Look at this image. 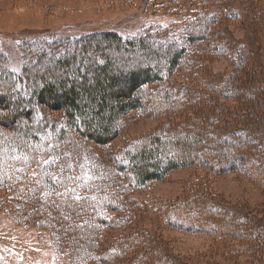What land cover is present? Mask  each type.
Listing matches in <instances>:
<instances>
[{
	"label": "trees",
	"instance_id": "obj_1",
	"mask_svg": "<svg viewBox=\"0 0 264 264\" xmlns=\"http://www.w3.org/2000/svg\"><path fill=\"white\" fill-rule=\"evenodd\" d=\"M143 1L181 19V28L113 26L22 37L15 44L18 56L0 47V210L13 207L14 218L30 232L50 234L57 255L53 264H172L163 253L151 262V244L124 233L146 208L158 209L178 230L230 239L219 247L229 264L244 263L243 250L250 255L247 261L257 260L264 256V234L253 223L239 226L247 217L236 215L235 225L222 219L223 211L208 222L197 215L205 208V192L193 193L196 201L190 198L192 208H185L181 200L151 202L142 191L182 167L216 175L240 172L264 188L262 113L256 109L264 108V62L257 54L264 43V3L252 8L257 19L247 46L237 43L243 48L234 56L243 69L224 78L207 74V62L236 49L219 31L229 21L245 22L233 0H219V9L205 0ZM173 28L177 31L168 36ZM130 115L163 117L168 131L112 145ZM96 147L105 158L94 155ZM84 155L89 174L83 178L74 168ZM12 200L16 203L10 206ZM208 202L205 209H216ZM72 226L89 227L100 238L115 230L114 244L89 250L65 246Z\"/></svg>",
	"mask_w": 264,
	"mask_h": 264
},
{
	"label": "rangeland",
	"instance_id": "obj_2",
	"mask_svg": "<svg viewBox=\"0 0 264 264\" xmlns=\"http://www.w3.org/2000/svg\"><path fill=\"white\" fill-rule=\"evenodd\" d=\"M252 1H254V4H252ZM219 3V0H205V5L210 8L216 7V9H219ZM260 3H264V0H233L232 6L242 9L245 22L242 24L237 20L229 21L227 29H223L224 32L219 31L224 33V36L230 40V43L236 49L231 51V55L226 53L224 56H213L212 59H209L207 74L218 73L223 74L222 77H227L231 71L239 73L243 69L244 64L239 58H236L238 57L236 54H238L239 48H243V44L239 45L237 43L244 42L247 46V41L250 39L248 30H251L249 28L252 20L257 19L254 16L256 11H253L252 8ZM162 12L164 11L154 10L148 5L144 6L143 0H0V47L18 56L15 44L22 37L29 38L48 33L62 34L61 32H64V30L69 33H76L93 28L113 26L123 31L138 29L141 26L149 31L167 25L178 28L180 26L181 28L183 23L181 19L172 14L171 18L170 15ZM152 23H154L153 26ZM256 24L258 25V23ZM261 25L264 28V21L261 22ZM222 26L224 27V25ZM150 27H154V29ZM219 27L220 25L216 27V30ZM175 31L177 30L173 28L166 33H169L168 36H173ZM245 54L249 55V52H245ZM257 54L262 57L261 60L264 62V43L263 50L261 49V53ZM127 55L129 57L130 53H127ZM251 58L253 57L248 56V60H251ZM175 80L180 81L179 79ZM252 85L256 86L253 83ZM248 90L253 91L250 86H248ZM256 109L262 113V116L258 119L262 122L263 127L264 108L258 106ZM187 110L186 112H188ZM171 113L173 114V112ZM176 113L178 114V112ZM177 114H175L177 117L182 115L181 113ZM163 120V117L130 115L122 123L123 127L120 135L112 145H122L124 140L128 141L138 137V135L148 134L150 131L153 132L158 129H161V131L166 129L165 132H167L168 126L165 122H162ZM262 127L260 131L264 135V127ZM93 151L96 157H106V152L98 147ZM82 162L81 166L74 168V172L75 175L82 173L81 177L84 178L89 174L86 155L83 156ZM40 184L42 185V183ZM44 189H46V186ZM197 191L206 193H202L206 202L204 203L205 208L210 204L208 201L211 200L212 204L216 206V209L212 210L202 208L197 213V215H200L198 219L211 222V220H216L215 213L219 215L224 211L222 214L223 220L228 221L229 219L234 224L236 215L247 217L249 221H245V219L240 225L236 222L235 225L245 229L251 227L253 223L256 230L264 234V188L240 172L216 175L206 169L177 168L166 173L162 179L150 183L149 189L142 192L151 199V202L161 200L165 203H173L175 200H181L186 206L185 208H192L189 200L193 198L192 200L196 201L197 198L193 193ZM74 193L69 192V197H74ZM141 193L137 192L138 195ZM47 197L50 198L49 195ZM15 203L12 200L10 206ZM23 204H21V208L26 206ZM11 208L10 210L5 208V211L0 210V264H53L57 255L55 245L52 241L49 243V239L52 238L50 234L46 230L34 228H31L33 232H30L24 224L22 225L20 221L18 222L14 218L15 215ZM144 213V215L135 217L126 225L124 233H133L138 238L144 239V245L151 244V250H149L151 253H148L151 262H155L156 257L161 256L163 258V253L164 255H170L172 264L177 262L183 264H229L228 261H225V254L219 247L222 242L230 239L221 240L214 234L178 230L164 222L158 209L155 211L154 208L151 210L146 208ZM250 219L254 222H251ZM70 229L68 232V240L70 241H63L65 246L69 242L70 246H86L83 248L89 250L93 246H101L102 248V246H113L114 244L110 235L115 230L109 229L107 234L100 238L99 236H93L91 229L89 230V227L86 226L78 228L72 226ZM147 232L148 236L146 235ZM231 242L235 241L232 239ZM160 246L165 249L163 250ZM157 247L162 249L159 255ZM244 254L245 257H242L244 263L242 264H251L252 261L256 262L253 264H264V256L257 260L251 258L247 261L250 255L246 250L241 252V255ZM112 264H124V261L115 260Z\"/></svg>",
	"mask_w": 264,
	"mask_h": 264
}]
</instances>
